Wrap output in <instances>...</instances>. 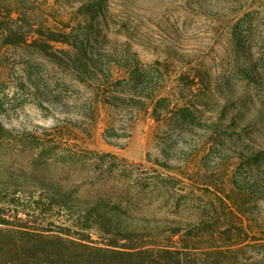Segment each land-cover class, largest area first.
<instances>
[{
    "label": "rangeland",
    "instance_id": "1",
    "mask_svg": "<svg viewBox=\"0 0 264 264\" xmlns=\"http://www.w3.org/2000/svg\"><path fill=\"white\" fill-rule=\"evenodd\" d=\"M3 2L26 32L67 34L70 43L54 48L88 53L92 63L83 71L60 53L55 63L38 52L37 33L5 44L2 12L0 124L117 154L137 171L171 165L204 188L203 204L223 226H243L242 238L260 242L264 255V0ZM124 85L128 96L119 95ZM106 97L113 105L101 103ZM13 152L0 150V175L3 160L29 175L28 150Z\"/></svg>",
    "mask_w": 264,
    "mask_h": 264
},
{
    "label": "trees",
    "instance_id": "2",
    "mask_svg": "<svg viewBox=\"0 0 264 264\" xmlns=\"http://www.w3.org/2000/svg\"><path fill=\"white\" fill-rule=\"evenodd\" d=\"M14 10L0 3V16L9 14L2 24L5 44L27 43L37 33L38 52L58 64L62 55L80 61L87 71L88 53L75 56L51 44L70 43L67 34L61 40L42 30L26 32ZM143 77L136 68L130 80L138 87ZM118 92L129 94L125 85ZM101 103L113 105L107 97ZM20 147L31 157L29 175L1 161L0 264H259L263 259L260 242L242 238L239 224L223 226L225 218L203 204L204 188L188 182L185 172L173 174L171 165L157 163L168 170L160 172L135 164L137 171L117 154L0 124L2 153Z\"/></svg>",
    "mask_w": 264,
    "mask_h": 264
}]
</instances>
